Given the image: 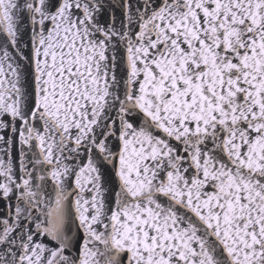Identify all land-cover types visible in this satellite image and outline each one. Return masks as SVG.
Returning <instances> with one entry per match:
<instances>
[{"label":"snow or ice","instance_id":"6c2138e0","mask_svg":"<svg viewBox=\"0 0 264 264\" xmlns=\"http://www.w3.org/2000/svg\"><path fill=\"white\" fill-rule=\"evenodd\" d=\"M0 264H264V0H0Z\"/></svg>","mask_w":264,"mask_h":264}]
</instances>
